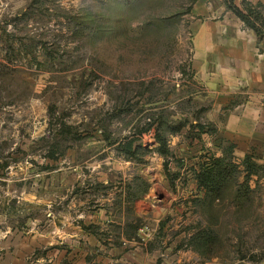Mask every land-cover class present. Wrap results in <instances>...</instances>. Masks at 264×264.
<instances>
[{"label": "rangeland", "instance_id": "rangeland-1", "mask_svg": "<svg viewBox=\"0 0 264 264\" xmlns=\"http://www.w3.org/2000/svg\"><path fill=\"white\" fill-rule=\"evenodd\" d=\"M232 5L264 48V0H0V264H264V160L193 67Z\"/></svg>", "mask_w": 264, "mask_h": 264}, {"label": "crops", "instance_id": "crops-1", "mask_svg": "<svg viewBox=\"0 0 264 264\" xmlns=\"http://www.w3.org/2000/svg\"><path fill=\"white\" fill-rule=\"evenodd\" d=\"M214 11H192L216 18L196 24L193 67L221 98L223 137L234 145V155L256 152L264 160V48L254 30L227 11L218 17Z\"/></svg>", "mask_w": 264, "mask_h": 264}, {"label": "trees", "instance_id": "trees-1", "mask_svg": "<svg viewBox=\"0 0 264 264\" xmlns=\"http://www.w3.org/2000/svg\"><path fill=\"white\" fill-rule=\"evenodd\" d=\"M229 8L230 9L232 8L236 13V15L242 18V20L246 22L248 27L256 32L259 38V34H260L259 24H257L256 21L250 20L248 14H245V12L241 11L239 8L235 7L234 5L229 6ZM155 139L158 143V151L163 155H167L169 153V149L165 139L159 133L156 134ZM137 147L138 146H136V148ZM233 147L234 145L231 146L230 154H233ZM127 151L131 153V155L134 154L132 142H129L127 144ZM231 157L234 159V155H232ZM248 157H249L248 155L245 156V159L243 161L244 165H247ZM228 167L229 165L228 163L225 162L224 158H218L215 167L205 168L198 175L199 186L205 189L208 193L212 192L213 193L212 195L214 196L220 195V193L227 187L228 182L226 183V180L228 179V177L230 176V172L232 171L231 169H228Z\"/></svg>", "mask_w": 264, "mask_h": 264}]
</instances>
